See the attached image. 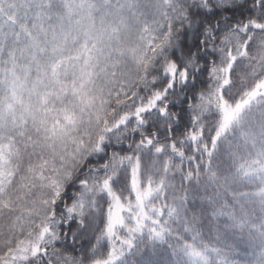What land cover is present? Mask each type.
I'll return each instance as SVG.
<instances>
[{
  "label": "snow or ice",
  "instance_id": "obj_1",
  "mask_svg": "<svg viewBox=\"0 0 264 264\" xmlns=\"http://www.w3.org/2000/svg\"><path fill=\"white\" fill-rule=\"evenodd\" d=\"M0 264H264V0H0Z\"/></svg>",
  "mask_w": 264,
  "mask_h": 264
},
{
  "label": "rangeland",
  "instance_id": "obj_2",
  "mask_svg": "<svg viewBox=\"0 0 264 264\" xmlns=\"http://www.w3.org/2000/svg\"><path fill=\"white\" fill-rule=\"evenodd\" d=\"M245 250H246V245H240L239 246V251L241 253H243ZM233 258L236 259V260H240V259H242V256L237 255V256H234Z\"/></svg>",
  "mask_w": 264,
  "mask_h": 264
}]
</instances>
